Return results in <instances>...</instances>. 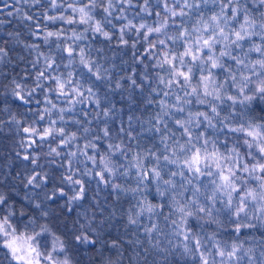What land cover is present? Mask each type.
<instances>
[{"label": "snow or ice", "instance_id": "obj_1", "mask_svg": "<svg viewBox=\"0 0 264 264\" xmlns=\"http://www.w3.org/2000/svg\"><path fill=\"white\" fill-rule=\"evenodd\" d=\"M5 141L0 264H264V0H0Z\"/></svg>", "mask_w": 264, "mask_h": 264}, {"label": "trees", "instance_id": "obj_2", "mask_svg": "<svg viewBox=\"0 0 264 264\" xmlns=\"http://www.w3.org/2000/svg\"><path fill=\"white\" fill-rule=\"evenodd\" d=\"M5 11H7V10H5ZM5 145H7V147L10 148L11 147V142L10 141L0 142V148H3ZM3 154L4 155H8L9 153L7 151H5Z\"/></svg>", "mask_w": 264, "mask_h": 264}]
</instances>
